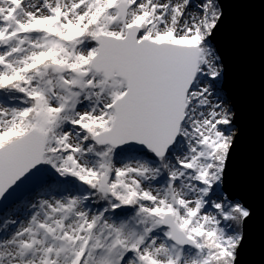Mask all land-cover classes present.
I'll list each match as a JSON object with an SVG mask.
<instances>
[{
  "label": "snow or ice",
  "instance_id": "snow-or-ice-1",
  "mask_svg": "<svg viewBox=\"0 0 264 264\" xmlns=\"http://www.w3.org/2000/svg\"><path fill=\"white\" fill-rule=\"evenodd\" d=\"M225 0H0V264H240Z\"/></svg>",
  "mask_w": 264,
  "mask_h": 264
},
{
  "label": "water",
  "instance_id": "water-1",
  "mask_svg": "<svg viewBox=\"0 0 264 264\" xmlns=\"http://www.w3.org/2000/svg\"><path fill=\"white\" fill-rule=\"evenodd\" d=\"M225 4L213 43L223 58L222 86L241 130L228 187L254 209L240 264H264V0Z\"/></svg>",
  "mask_w": 264,
  "mask_h": 264
}]
</instances>
